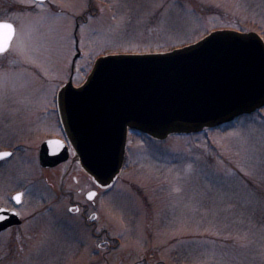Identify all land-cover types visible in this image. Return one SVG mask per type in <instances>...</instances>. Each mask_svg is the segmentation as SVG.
Wrapping results in <instances>:
<instances>
[{"label": "rangeland", "instance_id": "rangeland-1", "mask_svg": "<svg viewBox=\"0 0 264 264\" xmlns=\"http://www.w3.org/2000/svg\"><path fill=\"white\" fill-rule=\"evenodd\" d=\"M0 21L15 29L0 55V151L21 152L0 165V205L21 192L25 220L0 235V264H264V109L162 142L130 134L122 172L92 203L75 164L64 183L67 165L45 172V185L33 149L48 131L29 137L56 109L75 36L78 87L103 56L164 52L222 29L264 39V0H0ZM81 204L95 226L73 213Z\"/></svg>", "mask_w": 264, "mask_h": 264}, {"label": "water", "instance_id": "water-1", "mask_svg": "<svg viewBox=\"0 0 264 264\" xmlns=\"http://www.w3.org/2000/svg\"><path fill=\"white\" fill-rule=\"evenodd\" d=\"M79 56L77 49L69 80L57 94V112L73 162L102 189L121 170L128 132L164 141L264 108V40L254 31L217 30L170 52L100 57L85 82L74 87ZM50 142L62 147L54 149ZM68 157L67 145L51 140L42 144L39 161L42 167H55ZM95 195L90 192L87 199ZM13 213L0 219V232L21 224Z\"/></svg>", "mask_w": 264, "mask_h": 264}, {"label": "flooded vegetation", "instance_id": "flooded-vegetation-1", "mask_svg": "<svg viewBox=\"0 0 264 264\" xmlns=\"http://www.w3.org/2000/svg\"><path fill=\"white\" fill-rule=\"evenodd\" d=\"M49 110L51 111V113H52V115H51V119L49 120V121H47V122H43V121H41V122H38V123H33V126H35L34 127V132L29 136V137H34V136H37V135H39V134H41V132H47V134L44 136V139L40 142V144H38V145H36V147L33 149V151H34V155H33V158H34V160H35V163H36V165H37V167L40 169V172H41V179L43 180V182L45 183V185L47 186V187H51L52 185H51V183H49L50 181H49V177H48V179H47V177L45 178V175H44V173L45 172H47V171H52V170H54V169H56V168H58L59 166H62V167H64L65 165H67V166H65V168L63 169L64 170V172H63V175H62V183H64L66 180H68L69 179V175H70V173H72V167H73V165L75 164V165H78L77 163H75V162H73V160L71 159V153H72V148H71V146H68V152H69V158H68V160L67 161H65V162H63V163H61V164H58L57 166H55V167H42L41 165H40V163H39V153H40V149H41V146H42V144L44 143V142H46V141H49V140H60V141H63V142H66V139H67V137H66V135H65V133L63 132V129H62V127H61V125H60V122H59V119H58V116H57V112H56V109H54L52 106L49 108ZM56 113V117H54V113ZM43 114H45L44 112H43ZM42 124V125H41ZM54 128V130H56L54 133H50L49 131V129H53ZM51 131H53V130H51ZM7 139L9 140V141H16L17 140V138H9V137H7ZM61 145V144H60ZM0 152H8V153H10V156H9V158H7V159H4V160H1L0 161V165L1 164H3V163H6V162H9L10 160H12V159H14L15 157L17 158V156L19 155V153H21L20 152V150H18V146H14V147H10V148H5L4 150H1ZM126 157H127V148H126V153H125V160H126ZM15 158V159H16ZM79 172H82V174L87 178V181H89V183L92 185V188H91V190L89 191V192H95L96 193V196L95 197H97V195H99V193H101L102 191H104V189H102L100 186H98L90 177H88L81 169H80V171ZM73 181L74 182H76L77 181V179L75 178V177H73ZM89 192H87L86 194H85V200L87 201V194L89 193ZM17 193H20L21 195H22V198H21V203L19 204V205H15L14 204V202H13V200H12V198H13V196L15 195V194H17ZM95 199V198H94ZM22 201H23V194L21 193V192H15V193H13V195L11 196V198H10V200H9V204L8 205H0V208H7V209H9V210H15L17 213H18V208L20 207V205L22 204ZM94 200H92V201H87V202H89V203H92ZM73 208L74 207H70L69 208V212H72V210H73ZM89 210V206L88 205H85V204H81L80 206H77V207H75V210H74V212L73 213H75V214H77V213H80L81 215V217L83 218V220H84V222H85V224H86V226L87 227H92V226H95L92 222H89V221H91V220H88V218H87V216H86V212ZM19 214V213H18ZM20 216V215H19ZM21 218V217H20ZM96 219V215H94L93 216V220H95ZM21 224L20 225H18V226H11V227H9V228H7L6 230H4V231H2L1 233H0V235H2V234H4V233H6V232H9V231H12V230H14V229H17V228H20L23 224H24V222H25V220L23 219V218H21ZM101 246V245H100ZM114 249V248H117V246H108V249Z\"/></svg>", "mask_w": 264, "mask_h": 264}, {"label": "snow or ice", "instance_id": "snow-or-ice-1", "mask_svg": "<svg viewBox=\"0 0 264 264\" xmlns=\"http://www.w3.org/2000/svg\"><path fill=\"white\" fill-rule=\"evenodd\" d=\"M13 36H14L13 25L10 23H6V22H0V52L6 51L8 49V46L11 43ZM50 143L54 149L62 147V145H60L59 142H50ZM8 155H10V154L9 153L0 154V159L7 157ZM92 195H94V194L89 195V199L92 198ZM13 199L16 201V203H20V201H21V197L19 195L15 196ZM8 212H9V209L0 208V219L5 218L4 214H6ZM13 214H15V213H13Z\"/></svg>", "mask_w": 264, "mask_h": 264}, {"label": "trees", "instance_id": "trees-1", "mask_svg": "<svg viewBox=\"0 0 264 264\" xmlns=\"http://www.w3.org/2000/svg\"><path fill=\"white\" fill-rule=\"evenodd\" d=\"M89 13H91V9L90 10H88V11H86V13H84V15H82L81 17H80V20L81 19H85L86 17H87V15H90ZM254 29H255V27H253ZM240 31V30H239ZM257 31V30H256ZM188 44H191V43H186V44H183V45H180V46H176V47H169L167 50H164V51H170V50H173V49H175V48H179V47H183V46H185V45H188Z\"/></svg>", "mask_w": 264, "mask_h": 264}]
</instances>
